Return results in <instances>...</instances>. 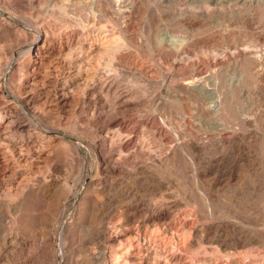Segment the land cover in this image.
Here are the masks:
<instances>
[{"label":"rangeland","instance_id":"374dc122","mask_svg":"<svg viewBox=\"0 0 264 264\" xmlns=\"http://www.w3.org/2000/svg\"><path fill=\"white\" fill-rule=\"evenodd\" d=\"M127 1L125 0L124 2L126 6L129 3L128 7L136 2V0ZM193 1L172 0L166 3L163 0H138L140 9L134 15L135 23L133 29L138 46H136L137 49L129 51V58L139 63V68L126 66L122 70V67H119L117 74L119 73L120 75H118L117 82L121 83V85L119 83L114 84L115 88L108 89L106 87L107 84H101L100 80H98L99 78L97 79L96 76L93 81L86 79L93 72V69L88 66L85 68L82 79L79 80L80 82L77 81L76 83L79 85L72 89V94L70 93L71 97L69 94L68 105L62 106L58 104L56 96L57 90L62 87V81L59 82V80L67 73V70L63 67L66 65L67 60L69 61L70 55H64L65 58L57 56V53L50 54L49 56L46 55L39 68L29 73L23 71L22 66L25 64L29 54L44 41L45 37L40 33L41 31L36 25L47 28V31L52 34L58 46L59 44L61 45V42L65 41L66 35H62L64 31L62 30L64 25L63 20L66 19L69 10L74 8L76 0H3V2L0 0V103L10 101L14 104L15 108L12 111V116L17 123L25 121V124L29 125L28 127L36 126L40 131H50L59 140L61 139L57 144H50L48 141L37 139L34 137L35 134L31 135L27 132L28 130H11L0 141L1 161L8 160V168L12 167L10 170H13L12 172L14 173L18 168L16 167L18 163H15L16 158L28 154V151L31 149L34 151L43 150L40 149L42 146L47 149L46 152L41 153L39 157L35 158L36 160L34 159L31 168L30 166L23 168L22 174L26 170L33 177H43L51 174L56 178L58 177V179H66L70 186L74 184V191L69 197L65 194L67 190L62 187L56 190L55 195L52 192L48 193V189L42 187L41 189H35L32 193H26L23 197L16 198L15 193L11 197H2L3 210L0 209V264H91V253H98L105 248L112 252L123 251V248L128 245L134 247L139 245L142 247V257L148 251H151V257H148L149 264H164L166 261L168 262L165 264H264V0L251 4L245 3L243 0H223L220 3L213 2V0ZM104 2L109 3L108 0H104ZM189 7L190 9H188ZM169 11L172 12L170 13ZM182 15L186 17L184 18ZM67 17L70 20L73 19L70 16ZM73 22L79 28L78 15L75 16ZM72 25L74 24L72 23ZM75 25L71 29H78ZM173 34L175 35L173 36ZM35 36L36 40H33ZM160 41L166 42V45L169 44L167 45L168 48L173 42H176L171 46L176 52L170 47L169 49L172 51L168 49V56L164 55L162 50L158 47L156 48ZM176 44L177 46L179 45L178 48H181L176 49ZM78 47L79 43L78 39H76L73 41V50L76 49L72 50V53L76 52L75 55L79 53L77 51ZM154 48L157 50L155 51ZM170 52H174L173 55H170ZM175 53L177 54L176 56ZM230 53H234L235 55ZM231 55H234L233 60H231ZM215 56L218 61L213 59ZM187 57L188 59H186ZM226 57H229L228 63L230 64H221L222 62L220 61ZM105 58H103L104 61L102 60L103 64L99 66V71L103 73L102 76L107 72L104 62L106 60V64L108 60ZM175 58L177 60L180 59L179 62ZM193 58H195L194 61ZM249 59L252 64L249 62ZM187 60L190 62L198 61L197 63H200V66H202V76L196 79H200L201 77L205 81L207 79L206 84H211L209 82L211 78L220 79L219 84L221 82L228 84L231 82L230 79L234 78V82L240 85V88L237 87V89L231 91V95L228 97V106L226 105V107L229 109H226L225 115L222 116L221 122L223 124L220 123V126L222 125L223 128L219 127V129L221 128L220 130L223 129L222 131H219V129H217L218 131L216 129L215 131L214 129L211 130L213 125L211 124L210 126V123L204 121L205 117L201 113L202 107L199 104V102L202 104V99H195L193 96L189 97L188 95L176 92L173 95L174 98L172 100L175 101L173 103L171 98L170 100L168 99L170 95L168 91L166 92L168 86H161L169 83V85L181 86L185 82L192 83L195 81V78H192L195 74L192 69L186 70V72L188 71L186 73L185 71H180L178 68V66L187 62ZM172 61H176V63H172ZM180 61L184 62L181 63ZM72 70L74 71V69ZM104 70L105 72H103ZM184 72L186 73L185 76ZM187 75H190L192 79ZM28 76L33 78L28 83L33 84V87L31 86L30 88L23 86V84H26L25 79ZM185 77H188L186 78L187 80ZM179 79L186 81L182 82L183 80ZM159 80L161 81L157 82ZM189 80L190 82H188ZM75 88L77 89L75 90ZM88 89H95L94 91L98 94L89 92L88 95H85ZM119 91H123L121 93H125L126 91V93H133L135 97L133 98L136 100L134 102L138 104L125 115L126 117L128 116V119H125L127 122L129 121L130 126L133 122L131 120L134 118L141 120L143 117L146 119L155 115L156 119H159L157 121H160V123L156 121L157 124H161L160 126H163V128L165 127L164 129L168 134H165V139L170 140L169 142L175 143L177 141L174 135V130L176 129V132L184 134L198 133L197 135H202L203 138L214 139L213 141L216 143L214 142V144L212 141V144L210 142L212 148H208V146L197 153L192 152V150L174 152L170 149L168 143L162 141L153 128L150 129L151 127H144L140 124L139 130L137 129L135 133L136 140L145 142V144L148 143L146 146L149 149L145 148V150H151L150 152L156 156H154L155 158H163L164 155L168 156L170 153L172 155L175 154L174 158L176 159L173 160L174 162L153 166L150 160L148 162V159H145L147 160L145 162V160L140 159L135 162L145 168L146 172H140L137 176L132 177L128 174L124 176H107L100 174L98 163L103 150L95 146V141L96 139H100L96 131L102 129L104 121L100 119L95 111L96 108H99V111L108 110L110 112V109L118 103V100L115 99H117ZM235 91L238 92L236 93ZM96 95L101 97L96 99ZM150 98L151 100H149ZM166 100L170 101V104ZM245 109L247 110L245 111ZM119 112L124 111L122 109ZM197 116L199 118H196ZM161 117L164 119L162 120ZM181 120L184 123L181 124ZM199 120H202V122H199ZM164 122L167 123V126L173 125L166 127ZM204 122L209 125H205ZM239 123L241 124L239 125ZM201 124H204V126H201ZM172 128L174 130H171ZM227 128L230 133L231 131L234 132L230 134ZM224 129L227 131H224ZM90 132H92L93 136ZM171 132H173L172 135L174 137H172L175 138L174 140L171 137ZM221 132H224L223 136L228 137L230 140L223 141L220 139L222 138ZM217 135L220 136L218 137ZM217 137L218 139H216ZM68 146L71 147L69 148ZM149 146H152V148ZM69 153L73 156L72 158L69 156ZM78 156L86 160L83 166L80 165V158ZM75 157L76 159H74ZM21 165L24 166L23 163ZM2 166L5 167L4 164ZM127 166L128 169H131L129 164ZM53 168L60 169L57 173L54 172ZM9 174L7 175L9 176ZM16 177L21 180L23 176L18 174ZM77 179H80V181L78 182ZM89 183L91 184L90 187H88ZM44 189L46 190L44 191ZM15 201H20L24 204L22 203L21 205L18 202L20 207L17 206L18 209H16L14 206L17 202ZM153 208L158 211L161 209V212L165 211L168 213L166 223L163 221L158 223L157 221L147 220L148 210ZM221 222L223 226H220ZM186 224H188L187 227ZM167 225H175L178 229L185 227L186 229H196L199 227L197 229L201 231L208 227L210 229L200 232V235L203 233L200 239L198 238L199 233L196 234L198 239L195 234L190 235L189 239H187L189 241L186 242L187 246L185 244L182 246L179 242L176 244L180 247H177L173 245V241L171 242L170 239H166L165 235L160 236V232L165 230ZM213 226H215V229ZM232 226L235 227L233 228ZM227 227L228 229L230 227V230ZM125 229H132L133 233L122 245L117 243L112 247L104 242L105 240L102 238L104 231L109 230V232L118 233ZM6 232H11L13 234L12 238L16 234H19L20 237L29 238L32 240L31 245L29 244L25 250L10 249L6 251L4 248V233ZM205 233L209 234L206 235ZM98 234L102 239H98ZM207 236L209 238L205 239ZM193 237L195 240H193ZM239 237H249L250 243L239 241L241 240ZM178 238L177 236L175 241ZM34 240H37V242H34ZM224 240H226V243L228 242L226 246L230 245V248L222 245V241ZM235 240H238L237 243ZM98 241L100 244L102 243V246L98 244ZM168 242L171 243L169 244ZM181 247L186 249L181 251ZM131 260L132 264H139L141 262L138 257H131Z\"/></svg>","mask_w":264,"mask_h":264},{"label":"bare ground","instance_id":"6f19581e","mask_svg":"<svg viewBox=\"0 0 264 264\" xmlns=\"http://www.w3.org/2000/svg\"><path fill=\"white\" fill-rule=\"evenodd\" d=\"M6 1V0H5ZM20 1V0H19ZM109 3H113V4H109L108 2H104V0H90V1H85V0H76V2L74 3V8L72 10H69V13L66 15V19L63 20V33L62 35H66V39L64 42H61V45L59 44V46L56 44L55 42V39L54 37L52 36V34L50 32L47 31V28L45 27H39L38 25H36L39 30L41 31L40 33H42V35L45 37L44 38V41H42L43 43L38 45L36 47V49L29 54V56L27 57V60L25 62V64L22 66V70L29 73L30 71H35L39 68V66L41 65L42 63V60L44 57H46V55H50V54H53V53H57V56H68V54L70 55L69 57V61L67 59V62H66V65L63 67L64 69L67 70V73L64 74V76L62 77L60 81H62V84H61V89L57 90V96H56V100L58 102L59 105H62V106H66L68 105V102H69V94L71 93L72 89L79 85V84H76L77 81H79L80 79H82V76L84 74V71H85V68L90 66L92 69H93V72L91 74H89L87 76V80H94L95 76L97 77L98 80H100L99 82L101 84H107L106 87L108 89H112V88H115V85L118 84L119 82H117L118 80V75H120L119 73L117 74V71L118 68L122 67V70H123V67H126V66H135L137 67V69L139 68L137 62L133 61L132 59L129 58V55H130V52L129 51H133V49H137L136 46H138L136 43V38L134 37V32H133V29H134V15L139 11L140 9V6L138 4V0H136L135 3H132L130 7L129 6V3H127V6L125 4V0H108ZM113 1V2H112ZM115 1V3H114ZM127 1V0H126ZM134 1V0H133ZM164 2L166 3H169L171 2L172 0H163ZM212 1V0H211ZM221 1L223 0H213V2H216V3H220ZM241 1V0H239ZM245 1V3H254V2H259L260 0H243ZM263 1V0H262ZM3 2V0H2ZM7 2H13V1H7ZM128 2V1H127ZM189 2V1H188ZM192 2H194L192 0ZM196 2V1H195ZM199 2V1H198ZM233 2V1H232ZM262 3V2H260ZM5 4V3H4ZM201 4V3H200ZM257 4V3H256ZM225 5V4H224ZM212 6V4H211ZM231 6V4H230ZM161 7V6H160ZM173 7V6H172ZM179 7V6H178ZM188 7V6H187ZM169 8V7H168ZM181 8V7H179ZM198 8V7H197ZM70 9V8H69ZM176 9V8H175ZM178 9V8H177ZM190 9V7L188 8ZM194 9V8H193ZM181 10V9H180ZM207 10V9H205ZM209 10V9H208ZM221 10V9H220ZM178 11V10H177ZM182 11V10H181ZM185 11V10H184ZM195 11V10H194ZM199 11V10H198ZM153 12V11H152ZM170 12V11H169ZM172 12V11H171ZM170 12V13H171ZM179 12V11H178ZM177 12V13H178ZM192 12V10H191ZM206 12V11H205ZM219 12V11H218ZM169 13V14H170ZM174 14V12H173ZM172 14V15H173ZM211 14V13H210ZM216 14V13H215ZM1 15V14H0ZM78 15V20L80 22L79 24V28L76 26L77 24L73 22V19L75 20V16ZM160 15V14H159ZM179 15V14H178ZM201 15V14H200ZM214 15V14H213ZM220 15V14H219ZM263 15V14H261ZM67 16H70L72 17L73 19L70 20L69 17ZM165 16V15H164ZM168 16V14H167ZM175 16V15H174ZM183 16V15H182ZM197 16V15H196ZM216 16V15H215ZM173 17V16H172ZM184 18L186 16H183ZM192 17V16H191ZM188 18V17H187ZM186 18V19H187ZM215 18V17H214ZM261 18V17H260ZM77 19V18H76ZM172 20V18H170ZM176 19V18H175ZM174 19V20H175ZM190 19V18H189ZM197 19V18H196ZM207 19V18H206ZM151 20V19H150ZM149 20V21H150ZM165 20V19H164ZM169 20V19H168ZM177 20V19H176ZM182 20V19H181ZM217 20V19H216ZM4 21V20H3ZM196 21V20H195ZM5 22V21H4ZM31 22V20H30ZM138 22V21H137ZM11 23V22H10ZM8 23V24H10ZM72 23L78 28V29H71L73 28L74 25H72ZM163 23V22H162ZM168 23V22H167ZM172 23V22H171ZM3 24V23H2ZM1 24V25H2ZM7 24V22H6ZM152 24V23H151ZM156 24V23H155ZM178 24V23H177ZM190 24V23H188ZM5 26H8V25H5ZM137 26V25H136ZM162 26V25H161ZM167 26V25H166ZM13 27V26H12ZM47 27V26H46ZM171 27V26H170ZM169 27V28H170ZM200 27V26H199ZM193 28V27H192ZM49 29V28H48ZM148 30V29H147ZM154 30V29H153ZM163 30V29H162ZM171 30V29H170ZM174 30V29H173ZM172 30V31H173ZM192 30V29H191ZM195 30V29H194ZM199 30V29H198ZM50 31V30H49ZM149 31V30H148ZM147 31V33H148ZM213 31V30H212ZM58 32V31H57ZM56 33V32H55ZM188 33V32H187ZM194 33V32H193ZM208 33V32H207ZM145 34V33H144ZM159 34V33H158ZM162 34V33H161ZM160 34V35H161ZM170 34V33H169ZM213 34V33H212ZM215 34V33H214ZM218 34V33H217ZM146 35V34H145ZM157 35V34H156ZM163 35V34H162ZM168 35V34H167ZM175 34H173L174 36ZM180 35V34H179ZM198 35V34H197ZM196 35V36H197ZM60 36V35H59ZM187 36V35H186ZM192 36V35H191ZM195 36V35H193ZM138 37V36H137ZM159 37V36H158ZM170 37V36H169ZM198 37V36H197ZM41 38V37H40ZM62 38V36H61ZM150 38V37H149ZM164 38V37H163ZM168 38V37H167ZM171 38H173L171 36ZM193 38V37H192ZM195 38V37H194ZM218 38V37H217ZM42 39V38H41ZM60 39V38H59ZM78 39V43H79V47L77 48L79 51L78 56L75 55L76 52L72 53L74 50H73V41ZM166 39V38H165ZM183 39V38H182ZM33 40H36V36L33 38ZM149 40V39H148ZM162 40V39H161ZM174 40V39H173ZM177 40V39H176ZM180 40V38H179ZM199 40V39H198ZM140 41V40H139ZM145 41V40H144ZM147 41V40H146ZM152 41V40H151ZM164 41V40H162ZM158 42L156 48L158 47L160 50H162L163 54L168 56V49L173 45V43H176V42H173L172 45L168 48L167 45L169 44H165L164 42ZM197 41V40H196ZM216 41V40H214ZM220 41V40H219ZM260 41V40H259ZM77 42V41H76ZM149 42V41H148ZM180 42V41H179ZM178 42V43H179ZM190 42V41H189ZM40 43V42H39ZM38 43V44H39ZM154 43V42H153ZM215 43V42H214ZM76 44V43H75ZM140 44V43H139ZM152 44V43H151ZM146 45H148L146 43ZM142 46V45H140ZM144 46V45H143ZM149 46V45H148ZM199 46V45H198ZM207 46V45H206ZM246 46V45H245ZM176 49L179 47V45L177 46L176 44ZM218 47V46H217ZM258 47V46H257ZM58 48V49H56ZM150 48V46H149ZM147 48V49H149ZM153 48V46H152ZM173 47H171L172 49ZM181 48V47H180ZM178 48V49H180ZM185 48V47H184ZM215 48V47H214ZM243 48V47H242ZM141 49V48H140ZM169 49V51L171 50ZM219 49V48H218ZM241 49V48H240ZM248 49V48H247ZM246 49V50H247ZM73 50V51H72ZM143 50V48H142ZM155 50V48H154ZM157 50V49H156ZM155 50V51H156ZM175 49L173 48V51ZM182 50V49H181ZM213 50V49H212ZM235 50V49H233ZM137 51V50H136ZM145 51V50H144ZM150 51V50H149ZM153 51V50H152ZM159 51V50H158ZM157 51V52H158ZM172 51V50H171ZM193 51V50H192ZM210 51V50H209ZM245 51V49H244ZM254 51V50H253ZM256 51V50H255ZM140 52V51H139ZM176 52V50H175ZM178 52V51H177ZM194 52V51H193ZM202 52V51H201ZM216 52V51H215ZM234 52V51H233ZM248 52V51H247ZM136 53V52H135ZM159 53V52H158ZM172 52H170V55H173V53L171 54ZM180 53V52H179ZM199 53V52H198ZM213 53V52H212ZM223 53V51H222ZM137 54V53H136ZM189 54V53H188ZM206 54V53H204ZM214 54V53H213ZM230 54H234V53H230ZM249 54V53H248ZM258 54V52H257ZM133 55V54H132ZM147 55V54H146ZM145 55V56H146ZM177 54L175 53V56ZM186 55V54H185ZM196 55V54H195ZM224 55V54H223ZM235 55V54H234ZM233 55V56H234ZM245 55V54H244ZM138 56V55H137ZM142 56V55H141ZM150 56V55H149ZM179 56V55H178ZM190 56V55H189ZM207 56V55H206ZM218 56V55H216ZM215 56V58H213L214 60L218 61L217 57ZM232 56V55H231ZM232 56V59L233 60V57ZM241 56V55H240ZM262 56V55H261ZM62 57V58H63ZM106 57L108 62L105 64L104 62V67L105 69L107 70L106 74L104 76L103 73H101L99 71V66L101 64H103L102 60L103 58ZM153 57V55H152ZM171 57V56H170ZM181 57V56H180ZM185 57V56H183ZM219 57V56H218ZM224 57V56H222ZM230 57V56H229ZM229 57H226L224 58L223 60H221L220 62H222L221 64L223 63H226V64H230L228 63L229 62ZM256 57V56H255ZM65 58V57H64ZM105 58V59H106ZM133 58V57H132ZM169 58V57H167ZM196 58V57H195ZM193 58V61L194 59ZM220 58V57H219ZM231 58V57H230ZM150 59V58H149ZM166 59V58H165ZM188 59V57L186 58ZM191 59V58H190ZM204 59V58H203ZM237 59V58H236ZM257 59V58H256ZM63 60V59H61ZM141 60V59H140ZM147 60V59H146ZM160 60V59H159ZM175 60H177V58H175ZM180 60V59H179ZM179 60H177L179 62ZM182 60V59H181ZM184 60V58H183ZM192 60V59H191ZM200 60V59H199ZM202 60V59H201ZM212 60V59H210ZM220 60V59H219ZM239 60V59H238ZM246 60V59H244ZM253 60V59H252ZM259 60V59H258ZM104 61V60H103ZM156 61V60H155ZM189 60H187V62L185 63H182L184 61H180L182 64L180 66H178L179 70L180 71H185L188 70V69H192L193 72L195 73L192 78H195V81H193L192 83H187L185 82L188 78V77H185V81L183 79H179V80H183L182 82H185L184 85H179V86H173V85H169V84H163L161 86H168V89L166 90V92L168 91L169 92V100L171 98V101H173L172 99L174 98V94L176 92H179L180 94H184V95H188L189 97L193 96V98L195 99H202V104L201 102H199L200 106L202 107L201 109V113L202 115L205 117L204 121H207V123H210V126L211 124L213 125L211 130L215 129H219V127H222V125L220 126V123L223 124L221 121H222V116L225 115V111H227V107L226 105L228 106V97H230L231 95V91L237 89V87H239L240 85L235 83L234 82V78L232 80L230 79V83L228 84H223L221 82V84H219V82L221 81L220 79L218 78H211L209 82H211V84H206L205 82V79H203L202 77L200 79H196L200 76H202V69L200 66V63H197V62H188ZM206 61V60H205ZM256 61V60H255ZM64 62V61H63ZM102 62V63H101ZM144 62H145V59H144ZM176 61H172V63ZM208 62V61H207ZM242 62V61H241ZM249 62H250V59H249ZM259 62V61H258ZM149 63V62H148ZM147 63V64H148ZM156 63V62H155ZM159 63V62H158ZM215 63V62H214ZM217 63V62H216ZM232 63V62H231ZM243 63V62H242ZM251 63V62H250ZM262 63V62H261ZM165 64V63H164ZM210 64V63H209ZM248 64V63H247ZM252 64V63H251ZM254 64V63H253ZM263 64V63H262ZM60 65V64H59ZM155 65V64H154ZM176 65V64H175ZM205 65V64H204ZM218 65V64H217ZM242 65V64H241ZM142 66V65H140ZM149 66V65H147ZM169 66V65H168ZM177 66V65H176ZM209 66V65H208ZM67 67V68H65ZM69 67V68H68ZM143 67V66H142ZM161 67V66H160ZM234 67V66H233ZM130 68V67H129ZM141 68V67H140ZM224 68V67H223ZM227 68V67H226ZM258 68V67H257ZM33 69V70H31ZM63 69V70H64ZM74 69V71L72 70ZM101 69V68H100ZM128 69V68H127ZM134 69V68H133ZM145 69V67H144ZM209 69V68H208ZM231 69V68H230ZM64 70V71H66ZM69 70V71H68ZM142 71H144L143 69H141ZM154 70V69H153ZM163 70V69H162ZM191 70V71H192ZM203 70H206V69H203ZM213 70V69H212ZM226 70V69H225ZM121 71V70H120ZM125 71V70H124ZM123 71V72H124ZM136 71V70H135ZM189 71V70H188ZM187 71V72H188ZM214 71V70H213ZM105 72V70L103 71ZM130 72V71H129ZM141 72V71H139ZM184 72V76L186 75V73ZM207 72V71H206ZM215 72V71H214ZM217 72V71H216ZM263 72V71H262ZM144 73V72H142ZM141 73V74H142ZM146 73V71H145ZM165 73V72H164ZM222 73V72H221ZM236 73V72H235ZM87 74V73H86ZM127 74V73H126ZM140 74V73H139ZM156 74V72H155ZM161 74V73H160ZM159 74V75H160ZM191 74V73H190ZM193 74V73H192ZM205 74V73H203ZM164 75V74H163ZM167 75V74H166ZM179 75V74H178ZM206 75V74H205ZM203 75V76H205ZM220 75V74H219ZM241 75V74H240ZM86 76V75H84ZM137 76V75H136ZM155 76V75H154ZM191 78L190 75H187ZM209 76V75H208ZM239 76V75H238ZM242 76H245V75H242ZM121 77V76H120ZM124 77V76H123ZM163 77V76H162ZM182 77V76H181ZM180 77V78H181ZM212 77V76H211ZM217 77V76H216ZM233 77V76H232ZM131 78V77H130ZM207 78V77H206ZM245 78V77H244ZM125 79V78H124ZM139 79V78H138ZM178 79V78H177ZM237 79V78H236ZM33 80V78L31 76H28L26 79H25V82L26 84H23V86H25L26 88H30L31 86L33 87V84H28L30 83L31 81ZM86 80V81H87ZM96 80V79H95ZM162 80V79H161ZM161 80L157 81V82H160ZM171 80V79H170ZM122 81V80H121ZM120 81V82H121ZM129 81V80H128ZM136 81V80H135ZM172 81V80H171ZM174 81V80H173ZM238 81V79H237ZM56 82V81H55ZM57 82V83H59ZM80 82V81H79ZM123 82V81H122ZM125 82V81H124ZM137 82V81H136ZM190 82V80L188 81ZM208 82V83H209ZM239 82V81H238ZM85 83V82H84ZM126 83V82H125ZM163 83H165L163 81ZM187 83V84H186ZM81 84V83H80ZM115 84V85H114ZM121 85V83H119ZM143 84V83H142ZM183 84V83H182ZM85 85V84H84ZM129 85V84H127ZM137 85V84H136ZM146 85V84H145ZM156 85V84H155ZM158 85V84H157ZM35 86V85H34ZM87 86V85H86ZM94 86V85H93ZM125 86V85H124ZM134 86V85H133ZM166 86V87H167ZM57 87V86H56ZM82 87V85H81ZM135 87V86H134ZM138 87V86H137ZM136 87V88H137ZM142 87V86H141ZM150 87V86H149ZM165 87V88H166ZM242 87V86H241ZM89 88V87H88ZM92 88V87H91ZM119 88V87H118ZM145 88V87H144ZM148 88V87H147ZM240 88V87H239ZM55 89V88H54ZM77 88H75L76 90ZM149 89V88H148ZM160 89V88H159ZM0 90H1V87H0ZM95 89H88L86 94L85 95H88V93H95V94H98L96 91H94ZM115 90V89H114ZM120 90V89H118ZM128 90V89H127ZM142 90V89H141ZM239 90V89H238ZM94 91V92H93ZM100 91V90H99ZM105 91V90H104ZM107 91V90H106ZM146 91V90H145ZM157 91V90H156ZM56 92V91H55ZM120 92V91H119ZM123 92V91H121ZM119 93V95L117 96V99L115 100H118L116 103L115 106H113L111 109H110V112L107 110V111H99L98 109L99 108H96V113L97 115L100 117V119H103L104 121V125L102 127L101 130H97L96 133L98 135V137L100 139H96L95 141V146L97 148H100L101 150H103V153L100 155V158H99V163H98V168L100 170V174H103V175H115V176H124L126 174H128L129 176H137V174H139L140 172L143 173V172H146L145 168L141 167L138 163H136L135 161L137 160H145V159H148V162L149 160L151 161V165L153 166H156L157 164H164L165 163H171L174 159V155H172L170 153V155L168 156H165L163 158H155L156 156L153 155L152 152L148 151V150H145V148L147 149L148 147L146 146L147 144H145V142H142V141H137V137L135 138V133H136V130L139 128V125L142 124L144 127H151L150 129H154L155 130V133L157 135H159V137L162 139V141L165 143H168L169 146H170V149L173 150L174 152L176 151H183L184 150H192V152L194 153H197V152H201L202 149H205L206 147L210 148V142L212 143V141L214 139H211V138H203V136H199L197 135L198 133H189V134H184V133H179V132H176V129L174 130L173 128L171 130H174L175 132V137H176V140L175 143L174 142H169L170 140L168 139H165V134L166 133V130L163 128V126H160L157 124V122L160 123V121H157L159 119H156L157 117L155 115H152L151 117H147L146 119L142 118L141 120L140 119H137V118H134L132 119L131 121L132 122V125L130 126V124L126 121L125 118H127L125 115L126 113H128L133 107H136V101L134 98V94L133 93ZM144 92V91H143ZM160 92V91H159ZM236 92V91H235ZM238 92V91H237ZM236 92V93H237ZM148 93V92H147ZM72 94V93H71ZM71 94H70V97H71ZM104 94V93H103ZM101 94V95H103ZM145 94V93H144ZM154 94V93H153ZM100 95V94H99ZM99 95H96L95 98L98 99L100 98L101 96ZM90 96V95H89ZM92 96V95H91ZM99 96V97H98ZM113 96V95H112ZM149 96V95H148ZM182 96V95H181ZM236 96V95H235ZM134 97V98H133ZM184 97V96H183ZM90 98V97H89ZM139 98V97H138ZM146 98V97H144ZM102 99V98H101ZM134 99V100H133ZM157 99V98H156ZM191 99V98H190ZM1 100V98H0ZM151 100V98L149 99ZM155 100V99H154ZM3 101V100H2ZM1 101V102H2ZM99 101V100H98ZM143 101V100H142ZM168 102V100H166ZM234 101V100H233ZM145 102V101H144ZM152 102V101H151ZM166 102V103H167ZM170 102V101H169ZM168 102V103H169ZM184 102V101H183ZM194 102V101H193ZM232 102V101H231ZM155 103V101H154ZM158 103V102H157ZM173 103H175V101H173ZM190 103V101H189ZM114 104V103H113ZM170 104V103H169ZM181 104V103H180ZM230 104V103H229ZM249 104V103H248ZM104 105V104H103ZM112 105V104H111ZM156 105V104H155ZM162 105V104H161ZM234 105V104H233ZM158 106V105H157ZM156 106V107H157ZM184 106V105H183ZM195 106V105H194ZM193 106V108H195ZM248 106V105H247ZM110 107V106H108ZM151 107V105H150ZM171 107H173L171 105ZM230 107V106H229ZM15 106L14 104H12L10 101L7 102V101H4L2 103H0V141H2L4 138H5V135L7 132L11 131V130H20V129H25V130H28L27 132H29L31 135H34V137H36L37 139L39 140H43V141H48L50 142V144H54V143H58V141L60 142L59 138L52 132H43V131H40L38 127L36 126H33V127H28L29 125H26L25 124V121L21 122V123H17L15 120H14V117L12 116V111L14 110ZM95 108V107H94ZM158 108V107H157ZM160 108V107H159ZM163 108V107H161ZM176 108V107H175ZM186 108V107H185ZM252 108V107H251ZM104 109V108H103ZM124 112H119L120 110ZM147 109V108H146ZM149 109V108H148ZM168 109V107H167ZM170 110H172L171 108H169ZM199 109V110H200ZM227 109V110H226ZM249 109V108H247ZM245 109V111L247 110ZM152 110V109H151ZM181 111V110H180ZM190 111V110H189ZM254 111V110H253ZM93 112V111H92ZM118 112V113H117ZM151 112V111H150ZM162 112V111H160ZM159 112V113H160ZM195 112V111H194ZM200 112V111H199ZM91 113V112H90ZM111 113H114V114H111ZM120 113V114H119ZM138 113V112H137ZM193 113V112H191ZM144 114V113H143ZM142 114V115H143ZM151 114H154V113H151ZM150 114V115H151ZM169 114V113H168ZM247 114V113H246ZM252 114V113H251ZM120 115V116H119ZM164 115V114H163ZM148 116V115H147ZM178 116V115H177ZM180 116V115H179ZM187 116V115H186ZM201 116V115H200ZM93 117V116H92ZM133 117V116H132ZM163 117V116H162ZM161 119L163 120L164 118ZM166 117V116H165ZM192 117V116H191ZM195 117V116H194ZM251 117V116H250ZM85 118V117H84ZM160 118V117H159ZM169 118V116H168ZM175 118V117H174ZM190 118V117H189ZM193 118V117H192ZM196 118H199V116H197ZM195 118V119H196ZM201 118V117H200ZM224 118V117H223ZM83 119V118H82ZM128 119V118H127ZM160 119V120H161ZM183 119V118H182ZM185 120V118H184ZM197 120V119H196ZM225 120V119H224ZM241 120V119H240ZM99 121V120H98ZM157 121V122H156ZM178 121V120H177ZM189 121V120H188ZM193 121V120H192ZM244 121V120H243ZM180 122V121H178ZM186 122H187V119H186ZM196 122V121H195ZM194 122V123H195ZM199 122H202V120ZM251 122V121H250ZM102 123V122H101ZM165 123V122H164ZM184 123V121L182 122L181 120V124ZM189 123V122H188ZM206 123V124H207ZM227 123V121H226ZM166 124V127H169L173 124H170L167 126V123ZM164 124V125H165ZM205 124V122H204ZM204 124H201V126ZM205 124V125H206ZM231 124V123H230ZM241 123H239L240 125ZM163 125V124H162ZM191 125H193L191 123ZM209 125V124H207ZM183 126V125H181ZM199 126V125H197ZM224 126V125H223ZM227 126V124H226ZM242 126V125H241ZM185 127V126H184ZM208 127V126H207ZM243 127V126H242ZM248 127V126H247ZM181 128V127H180ZM191 128V127H190ZM202 128V127H201ZM223 128V127H222ZM236 128V127H235ZM239 128V127H238ZM89 129V128H88ZM145 129V128H144ZM147 129V128H146ZM169 129V128H168ZM205 129V128H203ZM210 129V128H209ZM221 129V128H220ZM219 131H222L220 130ZM139 130V129H138ZM170 130V131H171ZM184 130V129H183ZM182 130V131H183ZM228 130V128H227ZM224 129V131H227ZM240 130V129H239ZM106 131V132H105ZM169 131V132H170ZM178 131V130H177ZM218 131V130H217ZM245 131V130H244ZM247 131V130H246ZM249 131V129H248ZM194 132V131H193ZM200 132V131H199ZM212 132V131H211ZM229 132V130H228ZM234 132V131H233ZM231 131V133H233ZM242 132V131H241ZM91 135H92V132H90ZM95 133V135H96ZM173 132H171V137L173 136L172 135ZM224 133V132H223ZM223 133L221 132L220 135L222 134V139L223 141H228V137H225L223 136ZM230 133V132H229ZM230 133V134H231ZM237 133V132H236ZM170 134V133H169ZM212 134V133H210ZM219 134V132H218ZM235 134V133H234ZM233 134V135H234ZM245 134V133H243ZM242 134V135H243ZM247 134V133H246ZM250 134V133H248ZM90 135V134H89ZM156 135V136H157ZM168 135V134H167ZM220 135H217L218 137ZM227 135V134H226ZM93 136V135H92ZM137 136V135H136ZM148 136V135H147ZM155 136V135H154ZM170 136V135H169ZM168 136V137H169ZM207 136V135H206ZM209 136V135H208ZM216 137V135H214ZM247 136V135H246ZM249 136V135H248ZM97 137V138H98ZM174 137V136H173ZM172 137V138H173ZM218 137L216 139H218ZM230 137V136H229ZM237 137V136H236ZM245 137V136H244ZM170 138V137H169ZM247 138V137H246ZM251 138V137H249ZM255 138V137H254ZM95 139V138H94ZM156 139V138H155ZM175 138H173L174 140ZM235 139V137H234ZM143 140V139H142ZM148 140V139H147ZM230 140V139H229ZM156 141V140H154ZM217 141V140H216ZM222 141V142H223ZM240 141V140H239ZM158 142V141H157ZM156 142V143H157ZM215 141H213L214 143ZM220 142V141H218ZM221 142V143H222ZM241 142V141H240ZM212 143V144H213ZM216 143V142H215ZM214 143V144H215ZM235 143V142H234ZM244 143V142H243ZM242 143V144H243ZM237 144V143H235ZM159 145V144H158ZM157 145V146H158ZM164 145V143H163ZM226 145V144H225ZM228 145V144H227ZM230 145V144H229ZM232 145V144H231ZM64 146V144H63ZM153 146V145H152ZM152 146H149L150 148H152ZM167 146V145H166ZM69 147V146H68ZM71 147V146H70ZM69 147V148H70ZM239 147V146H238ZM67 149V147H65ZM73 148V147H72ZM168 148V146H167ZM207 148V149H208ZM212 148V147H211ZM243 148V147H242ZM40 149H43V150H30L28 151V154H25V155H21L20 158H16L15 159V163H18V167L17 170H15V172L13 173L10 169L12 167H9V161L8 160H5V161H1V158H0V168H2V170H0V209H2V197L4 196H9L11 197L13 193H15L14 195L17 197H23V195H25L26 193H32L33 191H35V189H41L42 187H45L46 189H48V193L52 192V194L54 193V195L56 194V190L59 189V188H65L67 190V196L69 197V195L74 191V184L73 186H70L69 182L66 180V179H58V177H54L52 176L51 174H48V176H43V177H33V176H30L28 170H26L24 172V174H22L23 172V168L27 167V166H33V162H34V159L36 157H39V155H41V153H45L47 149L43 148L41 146ZM149 149V148H148ZM159 149V147H158ZM162 149V148H161ZM164 149V148H163ZM169 149V148H168ZM217 149V148H216ZM236 149V148H235ZM69 150V149H68ZM99 150V149H98ZM170 150V151H171ZM214 150V149H213ZM241 150V149H240ZM2 151V150H1ZM52 151V150H51ZM54 151V150H53ZM70 152V151H69ZM75 152V151H74ZM73 152V154H74ZM187 152V151H185ZM48 153V152H47ZM51 153V152H50ZM67 153V152H66ZM71 153V152H70ZM69 153V156L72 158L73 156H71V154ZM99 153V152H98ZM182 153V152H181ZM188 153V152H187ZM194 153H193V156H194ZM68 154V153H67ZM189 154V153H188ZM239 154V153H238ZM46 155V154H45ZM79 155V154H78ZM178 155V154H177ZM75 156V155H74ZM155 156V157H154ZM189 156V155H188ZM42 157V156H40ZM67 157V156H66ZM79 157V156H78ZM180 157H181V154H180ZM244 157V156H243ZM80 158V165L83 166L84 163H85V159L81 158V156L79 157ZM185 158V157H184ZM236 158V156H235ZM38 159V158H37ZM76 159V157L74 158ZM181 159V158H179ZM190 159V158H189ZM192 159V158H191ZM201 159V158H199ZM36 160V159H35ZM41 160V159H40ZM39 160V161H40ZM72 161V160H71ZM201 161V160H200ZM145 162H147V160H145ZM144 162V163H145ZM174 162V161H173ZM5 165V167H3L2 165L3 164ZM21 163L24 164V166L21 165ZM73 163V161H72ZM129 164V167L131 169H128V165ZM17 165V164H16ZM76 166H79L77 164H75ZM192 165V164H191ZM80 166V167H81ZM127 166V167H126ZM160 166V165H159ZM158 166V167H159ZM58 167V165H57ZM145 167V166H144ZM239 167V166H238ZM29 168V169H30ZM77 168V167H76ZM75 168V169H76ZM79 168V167H78ZM240 168V167H239ZM238 168V169H239ZM33 169V168H32ZM42 169V168H41ZM54 169V172H57L59 171L60 168H53ZM79 170V169H78ZM40 171V170H39ZM62 171V170H61ZM75 172V171H74ZM78 172V171H77ZM8 173L9 176L7 175ZM51 173V172H49ZM58 173V172H57ZM18 174H21L23 177L21 180H19L17 177H20V176H17ZM68 174V173H67ZM56 175V174H55ZM74 175V174H73ZM72 175V176H73ZM76 175V174H75ZM60 176V175H59ZM74 177V176H73ZM152 177V176H151ZM63 178V177H62ZM69 178V177H68ZM107 179V178H106ZM72 180V179H71ZM78 180V179H77ZM153 180V179H152ZM75 181V180H74ZM80 181V179L78 180V182ZM72 182V181H71ZM77 182V181H76ZM75 182V184H76ZM105 183V182H104ZM152 184V183H151ZM90 183L88 185V187H90ZM98 186V185H97ZM149 186V185H148ZM152 186V185H151ZM154 187V186H153ZM93 188V187H92ZM106 188V187H105ZM44 189V191L46 190ZM87 189V188H86ZM89 189V188H88ZM91 189V188H90ZM90 191V190H89ZM65 192V191H64ZM43 193V192H42ZM47 193V192H46ZM59 193V192H57ZM96 193V192H95ZM64 194V195H65ZM77 194V193H76ZM51 195V194H50ZM73 195V194H72ZM75 195V194H74ZM84 195V194H83ZM44 196V195H43ZM57 196V195H56ZM66 196V195H65ZM66 196V197H67ZM25 197V196H24ZM30 197V196H29ZM45 197V196H44ZM28 198V197H27ZM34 198V197H33ZM47 198V197H46ZM49 198V197H48ZM53 198V197H52ZM50 198V199H52ZM64 198V197H63ZM43 199V197H42ZM65 199V198H64ZM83 200V199H82ZM81 200V201H82ZM101 200V199H100ZM22 201V200H21ZM41 201V200H40ZM7 202V201H6ZM17 202V201H15ZM20 202V201H18ZM16 203L14 207L17 208V206H19V203ZM62 202V201H61ZM67 202V201H66ZM21 203V202H20ZM23 203V202H22ZM21 203V205H22ZM27 203V202H26ZM24 204V203H23ZM39 204V203H38ZM93 204V203H92ZM43 205V204H42ZM153 205V204H151ZM150 205V206H151ZM61 206V205H60ZM141 206V205H140ZM155 206H157L155 204ZM20 207V206H19ZM22 207V206H21ZM132 207V206H131ZM142 207V206H141ZM64 209V208H63ZM103 209V208H102ZM138 209V208H137ZM3 210V209H2ZM37 210V209H36ZM97 210V209H96ZM14 211V209H13ZM96 212V211H95ZM106 212V211H105ZM15 213V212H14ZM20 213H21V210H20ZM81 214V213H80ZM167 212L165 211H162L161 212V209L158 211L157 209L153 208V209H150L148 210V214H147V220L149 221H157L158 223L159 222H167V219H168V216H167ZM146 218V217H145ZM19 219V218H18ZM129 219V218H128ZM16 220V219H15ZM36 222V221H35ZM220 222V221H218ZM16 223V221H15ZM34 223V222H33ZM186 223V222H185ZM18 224V223H17ZM40 224V223H39ZM223 223L221 222V225L220 226H223L222 225ZM188 224H186V227H187ZM225 225V224H224ZM219 226V225H218ZM216 226V228L218 227ZM226 226V225H225ZM228 226V225H227ZM183 228V229H178L177 226L175 225H167L165 227V230H162L160 232V236L162 237V235H165V238L166 239H170V241L172 242L173 241V245L174 246H177L176 243H179L181 244L182 246H184V244L186 245V242H188L189 240V237L190 235L192 234H198L199 233V236L198 238L200 239V236L203 235H200V232H203L204 230L205 231H208L210 229V227L208 228H204L203 231L197 229L199 227H197L196 229H186ZM205 227V226H204ZM215 226H213L214 228ZM233 227V226H232ZM235 227V226H234ZM233 227V228H234ZM202 228V227H200ZM215 229V228H214ZM219 229V228H217ZM228 229V227H227ZM237 229V228H236ZM235 229V230H236ZM220 230V229H219ZM230 230V227L229 229ZM15 231V230H14ZM79 231V230H78ZM81 231V230H80ZM100 231V230H99ZM221 231V230H220ZM224 231V230H223ZM16 232V231H15ZM210 232V231H209ZM214 232V231H213ZM226 232V231H225ZM225 232H223L225 234ZM228 232V231H227ZM233 232V231H232ZM238 232V230H237ZM2 233V232H1ZM14 233V232H12ZM42 233V232H41ZM82 233V232H81ZM133 233V230L132 229H125L124 231H121V232H118V233H114V232H109L108 231H104V233H102V238L103 240H105L104 242L111 245L112 247L114 245H116L117 243H120L121 245L126 242L129 238L130 235H132ZM219 233V232H218ZM217 233V234H218ZM222 233V234H223ZM236 233V232H235ZM234 233V234H235ZM26 234V233H25ZM101 234V233H100ZM206 234V233H205ZM204 234V236H205ZM209 234V233H208ZM206 234V235H208ZM215 234V232H214ZM237 234V233H236ZM239 234H240V231H239ZM5 235V250H14V249H22V250H25L26 247L31 243L32 240H30L29 238H24V237H20L19 234L16 236H13V234H11V232H6L4 233ZM42 235V234H41ZM82 235V234H80ZM99 235V234H98ZM134 235V234H133ZM226 235V234H225ZM232 235V233H231ZM39 236V235H38ZM43 236V235H42ZM94 236V235H93ZM92 236V237H93ZM177 236L180 238H178L177 241H175L177 239ZM181 236V237H180ZM194 236V237H195ZM221 236V235H220ZM234 236V235H233ZM239 236V235H238ZM237 236V237H238ZM241 236V235H240ZM245 236V235H244ZM248 236V235H247ZM84 237V236H83ZM86 237V235H85ZM97 237V236H96ZM193 237V240H195ZM218 237V235H217ZM225 237V236H224ZM227 237V236H226ZM243 237V236H242ZM240 238L241 240L239 241H242L244 243H250L248 239L249 237L247 238ZM100 235H99V238L100 239ZM101 238V239H102ZM128 238V239H127ZM182 238V239H181ZM197 238V236H196ZM197 238V239H198ZM209 238L208 236L205 238L207 239ZM222 238V237H221ZM84 239V238H83ZM90 239V237H89ZM93 239V238H92ZM165 239V240H166ZM204 239V238H203ZM218 239V238H217ZM220 239V237H219ZM233 239V237H232ZM4 240V239H3ZM164 240V241H165ZM216 240V239H215ZM234 240V239H233ZM237 240V241H238ZM39 241V240H38ZM81 241V240H80ZM175 241V242H174ZM192 241V239H191ZM226 240L222 241V245L225 246L226 248H228L229 246H226L227 243L225 242ZM236 241V240H235ZM236 241V243H237ZM34 242H37V240H34ZM83 242V241H82ZM99 242V241H98ZM170 242V243H171ZM201 242V241H200ZM209 242V241H208ZM213 242V241H212ZM218 242V241H216ZM220 242V240H219ZM233 242V241H232ZM231 242V243H232ZM167 243V242H166ZM165 243V244H166ZM169 243V242H168ZM169 243V244H170ZM196 243V242H195ZM235 243V244H236ZM54 244V243H53ZM96 244V243H94ZM100 244V242L98 243ZM102 244V243H101ZM100 244V245H101ZM106 244V245H107ZM197 244V243H196ZM199 244V243H198ZM230 244V243H229ZM31 245V244H30ZM172 245V244H171ZM192 245V244H191ZM73 246V245H72ZM102 246V245H101ZM179 246V245H178ZM177 246V247H178ZM187 246V245H186ZM220 246V245H219ZM222 246V247H223ZM238 246V245H237ZM243 246V244H242ZM87 247V246H86ZM97 247V246H96ZM145 247V246H144ZM180 247V246H179ZM42 248V246H41ZM175 249V247H173ZM182 248V247H181ZM180 248V249H181ZM230 248V247H229ZM145 249V248H144ZM147 249V248H146ZM177 249V248H176ZM185 250L186 248H182V250ZM225 249V248H224ZM86 250V249H85ZM89 250V249H88ZM179 250V249H177ZM146 251V250H145ZM224 251V250H223ZM90 252V251H89ZM94 252V251H93ZM142 247H140L139 245L137 246H132V245H128L126 246L125 248H123V251H114L112 252L111 250H108L107 248L105 249H102L101 251H99L98 253H91L92 254V258H91V264H132V260H131V257H138L140 260H141V264H149V261H148V257L152 254L151 251H148L146 255H144V257H142ZM185 252V251H184ZM218 252V250H217ZM12 253V252H11ZM23 253V252H22ZM229 253V252H228ZM227 253V254H228ZM21 254V253H20ZM27 254V253H26ZM6 255V254H5ZM12 255V254H11ZM1 256V255H0ZM42 256V255H41ZM80 256V255H79ZM230 256V255H229ZM232 256V255H231ZM235 256V255H234ZM151 257V256H150ZM6 260V259H5ZM139 260V261H140ZM168 262V261H166ZM165 262V263H166ZM89 263V262H88ZM139 263V264H140ZM164 263V264H165ZM23 264V263H22ZM169 264V263H168Z\"/></svg>","mask_w":264,"mask_h":264}]
</instances>
